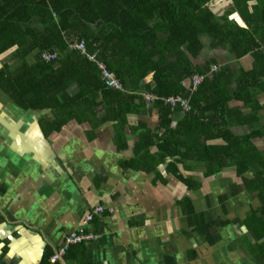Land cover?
<instances>
[{
	"label": "crops",
	"instance_id": "1",
	"mask_svg": "<svg viewBox=\"0 0 264 264\" xmlns=\"http://www.w3.org/2000/svg\"><path fill=\"white\" fill-rule=\"evenodd\" d=\"M211 57L230 68L224 81L231 95L227 117L237 113L243 120L255 112L260 117L257 125L234 122L230 130L237 135L264 130V77L251 81L257 102L253 108L235 97L237 81L254 69L252 55L237 58L224 46L204 47L191 61L203 68ZM148 81L153 83L152 74ZM182 83L186 94L178 95L189 99L190 78ZM200 94L212 97V92ZM145 95L156 96L142 93L147 103ZM175 107L182 110L179 117L188 111ZM94 112L86 120L71 119L48 131L46 121L55 117L51 109H22L0 90V264H41L47 250L59 248L98 205L105 211L83 229L92 238L72 245L61 264H264V237L253 230V218L264 220V193L244 182L253 177L252 169L239 174L230 166L208 173L203 163L193 161L199 159L187 156L176 167L184 178L195 180L190 187L167 169L169 158L155 170L130 164L141 129L158 136L164 131H157L156 109L129 113L123 125L98 121L106 112L104 104ZM177 124L178 119L172 127ZM182 127L188 132L187 122ZM251 141L264 154V135ZM206 144L222 145L224 140L213 138ZM149 150L156 154L157 145ZM189 205L211 223L209 239L190 224Z\"/></svg>",
	"mask_w": 264,
	"mask_h": 264
},
{
	"label": "trees",
	"instance_id": "2",
	"mask_svg": "<svg viewBox=\"0 0 264 264\" xmlns=\"http://www.w3.org/2000/svg\"><path fill=\"white\" fill-rule=\"evenodd\" d=\"M80 41L88 52H96L124 90L107 87L97 65L69 48L70 43ZM217 46L226 47L237 58L246 54L254 58V69L237 81L235 91L237 99L252 107L257 102L253 101L251 81L264 77V0H0V56L5 57L0 90L22 109H51L55 117L46 121L48 131L58 130L71 119H88L102 104L106 112L98 121L116 120L121 125L127 123L129 113L156 109L157 131H164L158 136L150 129L140 130L131 165L155 170L169 158L167 169L190 187L195 180L184 178L176 167L187 156L199 159L193 161L203 163L208 173L230 166L239 174L252 169L253 177L244 182L262 195L264 154L251 138L264 135V130L244 135L230 130L234 122L257 125L259 114L242 120L235 113L229 119L226 111L231 95L224 81L230 68L214 57L203 68L191 61L204 47ZM43 52L56 53V59L45 61ZM213 65L219 69L211 71ZM150 74L153 83L145 82ZM194 74L205 78L188 99L189 110L179 117L182 110L164 99L185 95L182 82L187 77L191 81ZM144 92L157 99L145 102ZM200 92H212V97ZM258 108L256 104L255 110ZM204 110L213 112L205 116ZM186 122L188 132L182 127ZM213 138H222L224 144H206ZM154 144L156 154L149 150ZM188 213L194 230L209 239L211 223L191 205ZM253 219L256 235L264 237V220ZM70 247L63 256L65 261ZM52 253L47 250L41 264H50ZM58 262L54 264H61Z\"/></svg>",
	"mask_w": 264,
	"mask_h": 264
},
{
	"label": "built area",
	"instance_id": "3",
	"mask_svg": "<svg viewBox=\"0 0 264 264\" xmlns=\"http://www.w3.org/2000/svg\"><path fill=\"white\" fill-rule=\"evenodd\" d=\"M69 47L71 49L79 50L81 53L85 54L89 60L97 62V65L101 70L102 79L104 80L105 85H107L109 87H113L115 89H122V85L119 82V80L114 76L113 73H111L106 68V66L102 62H99L96 60L95 54H88L86 52L85 43L83 41L70 43ZM263 54H264V50H263ZM56 56H57L56 53H49V52H44L41 55V57L45 61H48V62L55 60ZM218 69H219V66H216V65H213L211 67V71H217ZM204 78H205L204 74H194L191 77V84H190V88H189L190 94H192L195 90H197L198 86L203 82ZM145 99L148 102H151V101L157 99V96L145 95ZM164 102L166 104L172 106V107L181 106L185 110H189L188 99H186L180 95L167 97L164 99ZM104 211H105V209L101 205L94 207L92 209V211H90L89 214L83 220L82 226L79 228V230L72 232L71 234L66 236L64 241H63V244L59 248H57L55 251H53V253L50 255V257L48 259L49 263L54 264L58 260H60L65 255L66 251L68 250V248L71 245L86 242L89 239H91L92 238L91 234L85 233L83 229L93 219L94 215L101 214ZM108 211L112 212V209L108 208Z\"/></svg>",
	"mask_w": 264,
	"mask_h": 264
},
{
	"label": "rangeland",
	"instance_id": "4",
	"mask_svg": "<svg viewBox=\"0 0 264 264\" xmlns=\"http://www.w3.org/2000/svg\"><path fill=\"white\" fill-rule=\"evenodd\" d=\"M9 52H10V51H9ZM9 52H8V53H9ZM4 59H5V57L3 58V56H0V67H2V64H3V63H2V60H4Z\"/></svg>",
	"mask_w": 264,
	"mask_h": 264
}]
</instances>
